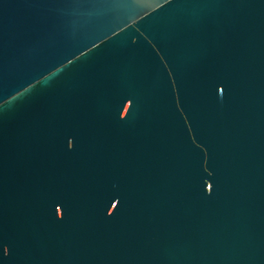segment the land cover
I'll list each match as a JSON object with an SVG mask.
<instances>
[{
    "label": "water",
    "instance_id": "obj_1",
    "mask_svg": "<svg viewBox=\"0 0 264 264\" xmlns=\"http://www.w3.org/2000/svg\"><path fill=\"white\" fill-rule=\"evenodd\" d=\"M0 264H264V0H0Z\"/></svg>",
    "mask_w": 264,
    "mask_h": 264
}]
</instances>
